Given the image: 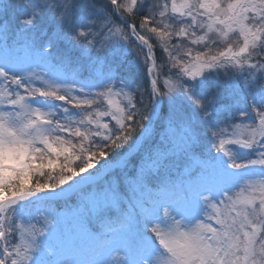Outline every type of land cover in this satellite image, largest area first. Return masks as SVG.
<instances>
[{"label": "snow or ice", "instance_id": "obj_1", "mask_svg": "<svg viewBox=\"0 0 264 264\" xmlns=\"http://www.w3.org/2000/svg\"><path fill=\"white\" fill-rule=\"evenodd\" d=\"M0 264H264V0H0Z\"/></svg>", "mask_w": 264, "mask_h": 264}]
</instances>
